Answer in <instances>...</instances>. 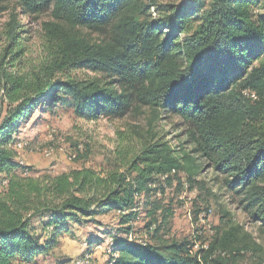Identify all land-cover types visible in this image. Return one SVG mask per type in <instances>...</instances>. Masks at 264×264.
Instances as JSON below:
<instances>
[{"label": "trees", "instance_id": "obj_1", "mask_svg": "<svg viewBox=\"0 0 264 264\" xmlns=\"http://www.w3.org/2000/svg\"><path fill=\"white\" fill-rule=\"evenodd\" d=\"M4 3L17 4L24 14L50 12L52 21L43 29L52 61L42 77H9L3 85L15 107L0 123V176L7 180L0 191V264H36V257L57 247L59 231L74 222L115 211L121 225H128L136 219L137 198L179 173L193 182L206 166L222 176L221 187L264 239V0H184L155 13L143 0H0ZM17 29L8 28L11 41ZM65 69H86L95 77L48 86ZM65 98L77 117L89 120L121 119L143 108L155 118L159 112L177 118L192 149L176 151L150 136L130 162L131 180L88 170L45 185L20 178L28 169L14 161V134L34 102L53 105ZM46 215L53 233L42 241L32 220ZM213 230L207 250L192 253L199 238L126 240L115 244L108 263L235 264L247 254L264 263L262 246L240 225L228 221Z\"/></svg>", "mask_w": 264, "mask_h": 264}, {"label": "rangeland", "instance_id": "obj_2", "mask_svg": "<svg viewBox=\"0 0 264 264\" xmlns=\"http://www.w3.org/2000/svg\"><path fill=\"white\" fill-rule=\"evenodd\" d=\"M143 1L154 5L150 11L155 13L162 6L184 0ZM51 21L49 11L32 15L24 14L17 4L0 5V123L7 110L15 107V104L9 105L5 97V79L42 77L44 67L51 64V45L43 29V24ZM12 24L18 27L13 41L7 36ZM82 33L88 34L91 41L99 38L86 30ZM94 77L86 69H65L55 72L48 86L65 79L81 81ZM34 103L36 105L27 121L14 134L11 149L15 153L14 161L23 169H28L19 177L41 185L61 175L87 170L100 177L115 172L131 180L135 174H128L130 162L150 136L168 142L176 151L192 149L181 121L161 112L155 118L149 109L143 108L121 119L109 120L99 116L89 120L74 114L68 98L53 105L48 102ZM47 148L53 149L52 157L44 156L43 151ZM222 179L207 166L193 182H187L185 174L179 173L167 185L161 183L157 191L136 199L137 216L128 225H121V217L115 211L68 224L57 235V247L36 257L35 263L75 264L88 255L92 264H107L115 244L129 241L127 227L131 228L132 241L141 244H153L160 240L168 243L194 242L195 238H199L195 242L203 246L212 240L213 229L224 227L228 221L240 225L264 251V239L258 238L257 225L226 194L221 187ZM6 185L7 180L0 176L1 192ZM200 216L206 218L204 225L198 222ZM49 219L50 216L46 215L32 220L34 232L42 237V241L53 233L51 228L46 227ZM149 226L152 228L147 231ZM235 264H258V260L247 254Z\"/></svg>", "mask_w": 264, "mask_h": 264}, {"label": "built area", "instance_id": "obj_3", "mask_svg": "<svg viewBox=\"0 0 264 264\" xmlns=\"http://www.w3.org/2000/svg\"><path fill=\"white\" fill-rule=\"evenodd\" d=\"M251 96H252V95H251ZM252 97H253V96H252ZM43 152H44V156H45V157H52V156L54 155V151H53V149H51V148H47V149H46L45 151H43ZM204 219H206V218L203 217V216H200L198 222L204 225V224H205V223H204ZM133 240H135V239H133ZM129 242H132V236H130V235H129ZM199 248L202 249V250H207V248H208V244H207V243H206L205 245L203 244V246L199 244V246H198V245L195 243V244H194V247H193V251H192V253L195 252L196 250H198ZM190 254H191V253H190ZM221 256L224 257V254H221ZM75 264H92V263H91V257L88 256V255H84L82 258L78 259V260L75 262ZM108 264H112V263H108Z\"/></svg>", "mask_w": 264, "mask_h": 264}]
</instances>
